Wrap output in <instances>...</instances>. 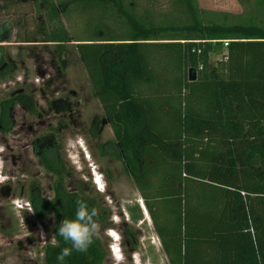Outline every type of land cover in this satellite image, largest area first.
Listing matches in <instances>:
<instances>
[{
  "label": "trees",
  "instance_id": "16d2710c",
  "mask_svg": "<svg viewBox=\"0 0 264 264\" xmlns=\"http://www.w3.org/2000/svg\"><path fill=\"white\" fill-rule=\"evenodd\" d=\"M39 1L41 38L24 43L53 44L56 53L75 43L114 137L110 145L168 264H264V19L261 25L253 19L204 24L195 0H170L174 11L164 17L154 15L150 0ZM260 7L264 16V0ZM70 14L82 27L73 37L61 20ZM177 14L180 23L170 25ZM6 29L0 43L9 39ZM216 50L225 52L213 64ZM1 51L0 80L6 81ZM16 101L31 106L23 97ZM10 103L0 105L2 123L9 121ZM29 203L38 220H54L55 243L45 247V264H103L91 232L101 214L87 194L56 186L52 200L33 196ZM81 207L88 242L77 249L59 228Z\"/></svg>",
  "mask_w": 264,
  "mask_h": 264
},
{
  "label": "rangeland",
  "instance_id": "374dc122",
  "mask_svg": "<svg viewBox=\"0 0 264 264\" xmlns=\"http://www.w3.org/2000/svg\"><path fill=\"white\" fill-rule=\"evenodd\" d=\"M150 2L155 16L171 14L170 0ZM5 3L0 29L5 25L10 34L0 48L11 79L0 80V105L16 94L31 108L18 105L9 111L10 122L0 121V264H45V247L55 243L54 220H38L28 196L35 190L50 201L56 186L66 193L83 191L95 202L101 221L91 232L99 239L103 264H168L133 181L110 145L114 137L75 43L58 53L53 44L24 43L41 38L36 25L43 19L42 5L39 0ZM195 5L204 24L253 19L261 25L264 19L260 0H195ZM172 15L170 25L180 23L176 21L182 16ZM61 20L70 36L82 31L80 20L71 14ZM224 52L216 50L211 62ZM34 138L39 139L37 148H51L43 162L57 174L41 166L30 149L24 150Z\"/></svg>",
  "mask_w": 264,
  "mask_h": 264
},
{
  "label": "clouds",
  "instance_id": "9594fccd",
  "mask_svg": "<svg viewBox=\"0 0 264 264\" xmlns=\"http://www.w3.org/2000/svg\"><path fill=\"white\" fill-rule=\"evenodd\" d=\"M91 172L93 175L94 173L92 169ZM94 180L95 177L93 178V182ZM75 215V220L63 222L62 226L59 228V235L63 237L64 240L70 241L74 248L82 249L88 242V229L82 223V221L85 219L86 212L84 208L81 207ZM63 255H68V251L64 250ZM115 261H120V258H117Z\"/></svg>",
  "mask_w": 264,
  "mask_h": 264
},
{
  "label": "flooded vegetation",
  "instance_id": "af4514ba",
  "mask_svg": "<svg viewBox=\"0 0 264 264\" xmlns=\"http://www.w3.org/2000/svg\"><path fill=\"white\" fill-rule=\"evenodd\" d=\"M1 44V43H0ZM1 71V70H0ZM15 96L13 97V98H11V103H10V105H9V111L11 112L12 111V109L13 108H15V107H17L18 105H22V108H24V109H30V108H28L27 106L25 107L22 103H21V101H19L20 103H16L17 101H16V99H17V95L16 94H14ZM19 100V99H18ZM12 121V120H11ZM2 131V129L0 130V132ZM39 143V139H37V138H34V141H31V143H29V145H27L25 148H24V150L25 149H30V151H31V153H32V155L33 156H35V158L38 160V162L41 164V166L43 165V158H44V156H45V158H46V154H47V152L49 151V150H51V148H47V149H45L44 148V150H43V148L42 147H39V148H37L36 147V145ZM14 164H16V161H15V163ZM52 172V171H51ZM33 196H37V197H40L39 196V194L38 193H36L35 192V190H31V192H30V194H29V196H28V201H29V199L30 198H32ZM54 197V196H53Z\"/></svg>",
  "mask_w": 264,
  "mask_h": 264
},
{
  "label": "water",
  "instance_id": "95a60500",
  "mask_svg": "<svg viewBox=\"0 0 264 264\" xmlns=\"http://www.w3.org/2000/svg\"><path fill=\"white\" fill-rule=\"evenodd\" d=\"M188 79H189L190 82L195 81V79H196V71H195V69H190L188 71Z\"/></svg>",
  "mask_w": 264,
  "mask_h": 264
},
{
  "label": "built area",
  "instance_id": "2783aa9c",
  "mask_svg": "<svg viewBox=\"0 0 264 264\" xmlns=\"http://www.w3.org/2000/svg\"><path fill=\"white\" fill-rule=\"evenodd\" d=\"M223 43V47L225 48L227 46V42H222Z\"/></svg>",
  "mask_w": 264,
  "mask_h": 264
}]
</instances>
